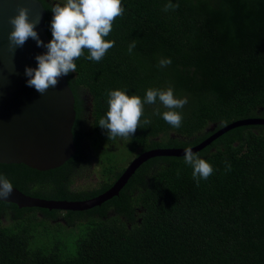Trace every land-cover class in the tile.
<instances>
[{"label":"trees","instance_id":"trees-1","mask_svg":"<svg viewBox=\"0 0 264 264\" xmlns=\"http://www.w3.org/2000/svg\"><path fill=\"white\" fill-rule=\"evenodd\" d=\"M41 1L52 40L51 8L64 0ZM168 2L122 0L124 14L105 38L114 47L99 62L87 59L85 50L75 61L76 72L68 74L79 114L87 104L93 111L89 127L75 126L78 154L51 171L62 172L55 177L26 165L0 164V175L13 187L43 199L86 201L110 190L143 153L193 148L238 121L264 119V0H171L179 7L166 12ZM166 58L171 64L159 67ZM169 86L188 100L178 110L179 128L162 118L167 109L158 99L145 105L134 136L109 139L98 126L108 111L109 91L144 97L149 88ZM121 140L132 154L123 167L107 152ZM103 148V184L74 191L77 174L93 165L92 150ZM199 154L214 169L207 180L197 184L183 158L156 159L118 197L86 212L0 202V264H264V126L233 132ZM10 213L13 224L6 227L2 220ZM41 213L55 222L63 215L68 226L79 227V233H70L76 235L74 253H64L61 244H40L59 236L49 228L38 231L46 227Z\"/></svg>","mask_w":264,"mask_h":264},{"label":"water","instance_id":"water-1","mask_svg":"<svg viewBox=\"0 0 264 264\" xmlns=\"http://www.w3.org/2000/svg\"><path fill=\"white\" fill-rule=\"evenodd\" d=\"M20 7L30 9V18L38 19L36 31L47 45L51 39L46 23L47 10L41 0H0V164L26 165L42 172L59 169L70 162L79 151L74 129L77 122V98L62 76L55 88L41 95L34 87L27 86L29 77L26 67L36 68V56L47 52L38 47L36 40L29 38L14 54L9 50L8 36L12 31L9 18ZM14 66V70H13ZM264 119L238 121L223 128L193 147L199 153L219 139L248 127H262ZM185 149H158L140 155L124 171L110 190L89 200H49L27 195L13 187L12 194L0 202L19 209L38 208L47 211H89L118 197L119 192L150 161L162 158L182 159Z\"/></svg>","mask_w":264,"mask_h":264},{"label":"clouds","instance_id":"clouds-1","mask_svg":"<svg viewBox=\"0 0 264 264\" xmlns=\"http://www.w3.org/2000/svg\"><path fill=\"white\" fill-rule=\"evenodd\" d=\"M179 4L171 0L164 6V11L175 10ZM54 13L51 21L52 40L45 45L39 38L36 25L40 18H30V9L20 7L15 16L9 18L12 31L9 33V50L14 54L17 47H22L32 38L38 47H46L47 52L36 56L38 66L26 67L25 75L29 77L27 86L34 87L41 95L49 88H55L59 79L71 72H76L75 61L89 53V60L101 61L109 49L114 47V40L105 39L113 28L114 21L124 14L122 0H64L51 8ZM136 46L133 40L128 47L131 53ZM171 59H161L159 67H167ZM14 70V66H13ZM159 102L167 109L162 118L172 127L179 128L182 124V110L188 103L187 98H177L173 87L165 89L149 88L144 97L129 95L126 89H116L108 92V111L102 117L98 126L106 129L108 138L121 137L127 139L134 136L141 127L145 105ZM157 115H160L157 109ZM144 119L143 124H150ZM184 163L192 168L193 179L199 184L213 174V166L199 153L193 152L191 146L185 149ZM230 167V165H229ZM13 191L12 182L0 175V199L6 200Z\"/></svg>","mask_w":264,"mask_h":264},{"label":"rangeland","instance_id":"rangeland-1","mask_svg":"<svg viewBox=\"0 0 264 264\" xmlns=\"http://www.w3.org/2000/svg\"><path fill=\"white\" fill-rule=\"evenodd\" d=\"M58 2H63L62 0H56ZM208 131H213V127H211ZM128 143L127 141H118L117 144L114 146H109L107 148V152L114 154L111 157L114 158L115 164H117L119 167L126 166L128 162L132 160V154L131 152H128ZM105 152V149L103 148L102 151L92 150V156H93V165L91 167H87L86 170L81 171L76 176V182L75 185L72 186V189L74 191H94L100 187V185L104 182L103 177V163L100 160H105V156L102 155V153ZM102 155V156H101ZM40 222L44 221L46 222V227H40L39 232L44 234L46 230L49 228L51 231L54 239L52 242L48 241H41V245H50L54 247H57V245H60L64 248V253L67 255H71L74 253L75 247L73 246V242L76 238V235H73L74 233H79V227L78 226H68L66 221L64 220V216L62 215L59 220L50 221L46 220L43 215H39ZM2 223L4 226H12L13 221L11 220V213L10 215L3 218ZM73 233V234H70ZM58 237V238H57Z\"/></svg>","mask_w":264,"mask_h":264},{"label":"flooded vegetation","instance_id":"flooded-vegetation-1","mask_svg":"<svg viewBox=\"0 0 264 264\" xmlns=\"http://www.w3.org/2000/svg\"><path fill=\"white\" fill-rule=\"evenodd\" d=\"M92 113H93V111L91 109V105L90 104L89 105L87 104L85 106V108H84V113H82L80 115L79 112H78L76 125L79 124V127L80 128H82V127H84V128L89 127L90 124H91V120H92ZM89 120H90V122H89ZM83 167H85V164L84 163L79 164L78 168L77 169H74L73 174H75L76 172L78 173V171L80 170V168H83ZM55 170H57V169H55ZM51 171H53V170H51ZM51 171H47V172H51ZM61 173L62 172L59 171L57 173H52L51 175L53 177H55V176H59ZM41 215H42V213H41Z\"/></svg>","mask_w":264,"mask_h":264}]
</instances>
